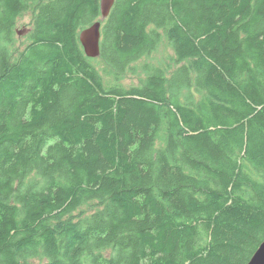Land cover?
<instances>
[{
    "label": "trees",
    "instance_id": "trees-1",
    "mask_svg": "<svg viewBox=\"0 0 264 264\" xmlns=\"http://www.w3.org/2000/svg\"><path fill=\"white\" fill-rule=\"evenodd\" d=\"M99 18V0H0V264H248L264 0H115L101 70L78 40ZM162 39L169 63L130 67ZM128 70L139 86L104 78Z\"/></svg>",
    "mask_w": 264,
    "mask_h": 264
},
{
    "label": "rangeland",
    "instance_id": "rangeland-1",
    "mask_svg": "<svg viewBox=\"0 0 264 264\" xmlns=\"http://www.w3.org/2000/svg\"><path fill=\"white\" fill-rule=\"evenodd\" d=\"M34 14L30 10L22 13L16 20V25L14 28V38H15V44L16 47H23L27 43V34L23 35H18L17 32L24 30V29H29L31 27V22L33 20ZM173 57V49L171 45L168 43L167 40L162 39V42L158 45L156 50L150 54L148 57H144L142 59H139L135 63H133L130 67L131 68H137L141 67L144 63L148 62L153 65H160L164 67L167 63H169V58ZM93 65H95L99 70L103 68V64L101 59L95 58L92 61ZM104 78L107 81L111 82H116L120 86L124 88H129L133 86H139L140 85V80H142L144 77L141 73V71L137 70L136 73H132L131 71L125 72L122 76L119 77L118 80H113V78L104 75ZM32 262L37 263L38 260H32Z\"/></svg>",
    "mask_w": 264,
    "mask_h": 264
},
{
    "label": "water",
    "instance_id": "water-1",
    "mask_svg": "<svg viewBox=\"0 0 264 264\" xmlns=\"http://www.w3.org/2000/svg\"><path fill=\"white\" fill-rule=\"evenodd\" d=\"M115 0H99L100 18L79 32L78 40L86 57L95 59L100 56L101 26L108 17ZM29 29L18 31V35L27 34ZM248 264H264V241L258 247Z\"/></svg>",
    "mask_w": 264,
    "mask_h": 264
},
{
    "label": "bare ground",
    "instance_id": "bare-ground-1",
    "mask_svg": "<svg viewBox=\"0 0 264 264\" xmlns=\"http://www.w3.org/2000/svg\"><path fill=\"white\" fill-rule=\"evenodd\" d=\"M106 20V19H105ZM104 22V21H103Z\"/></svg>",
    "mask_w": 264,
    "mask_h": 264
}]
</instances>
